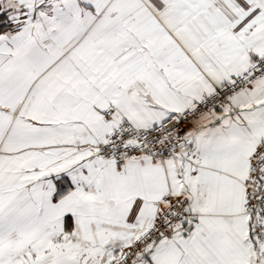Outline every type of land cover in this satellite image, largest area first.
Here are the masks:
<instances>
[{
  "label": "snow or ice",
  "instance_id": "1",
  "mask_svg": "<svg viewBox=\"0 0 264 264\" xmlns=\"http://www.w3.org/2000/svg\"><path fill=\"white\" fill-rule=\"evenodd\" d=\"M0 264H264V0H0Z\"/></svg>",
  "mask_w": 264,
  "mask_h": 264
}]
</instances>
